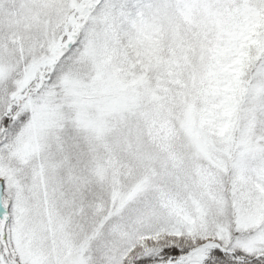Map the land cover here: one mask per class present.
<instances>
[{
  "label": "snow or ice",
  "instance_id": "6c2138e0",
  "mask_svg": "<svg viewBox=\"0 0 264 264\" xmlns=\"http://www.w3.org/2000/svg\"><path fill=\"white\" fill-rule=\"evenodd\" d=\"M0 264H264V0H0Z\"/></svg>",
  "mask_w": 264,
  "mask_h": 264
}]
</instances>
